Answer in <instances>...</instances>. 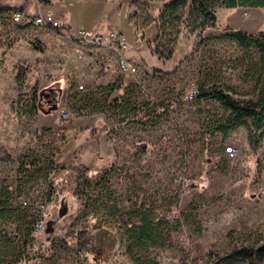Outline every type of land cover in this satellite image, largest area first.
<instances>
[{
    "label": "rangeland",
    "instance_id": "374dc122",
    "mask_svg": "<svg viewBox=\"0 0 264 264\" xmlns=\"http://www.w3.org/2000/svg\"><path fill=\"white\" fill-rule=\"evenodd\" d=\"M39 1L43 11L62 16L68 34L11 22L0 30V147L14 158L0 162V175L15 182L18 158L28 152L64 166L25 187L22 199L46 219L23 254L27 263L138 264L119 216L139 206L153 208L168 224L159 228L164 244L135 247L138 258L208 264L211 249L259 246L264 128L257 148L247 125L227 136L212 133L225 110L213 98H196L201 85L213 83L239 100L256 98L258 54L229 37L201 43L202 37L184 30L169 37L171 57L154 54L160 14L172 0ZM80 27L121 32L128 45L124 53L138 64V73H98L114 56L75 42L71 34ZM237 31H264V9L258 14L248 7H218L217 23L204 35ZM19 65L25 67L22 81ZM113 86L105 111L76 109L78 96L95 93L102 100ZM35 92L37 112L31 110ZM64 110L69 116L61 115ZM231 145L236 152L227 155ZM71 166L88 174L114 166L115 173L108 189L94 184L79 199L72 194L79 173Z\"/></svg>",
    "mask_w": 264,
    "mask_h": 264
},
{
    "label": "trees",
    "instance_id": "16d2710c",
    "mask_svg": "<svg viewBox=\"0 0 264 264\" xmlns=\"http://www.w3.org/2000/svg\"><path fill=\"white\" fill-rule=\"evenodd\" d=\"M218 7H264V0H172L162 8L159 17L158 47L153 50V53L162 57H171L173 49L170 46L169 37L182 30L202 37L201 43L209 39L229 37L243 49L250 51V54L253 51L256 52L259 56L258 62L254 65L258 82L256 98L239 100L216 83L201 85L196 93V98H213L221 103L225 110L224 115L213 123L212 133L221 132L227 136L238 126L247 125L250 143L254 148H257L259 145L257 135L264 128V31L256 33L237 31L222 35H204L208 28L214 27L217 23ZM8 8L10 7L0 6V12ZM24 77L25 67L19 65L17 79L22 81ZM116 88L113 86L107 92L106 98L102 100H98L95 93L80 95L75 107L78 111L85 110L89 113L105 111L108 108V98ZM113 102L117 106H121L117 97L113 99ZM32 106L31 110L37 112L39 107L37 92L33 94ZM10 161H14L13 156L5 147H0V162ZM60 168H64V166H60L55 160L28 152L18 158L15 182L10 183L0 175V264H17L18 260L24 256L26 249L35 243L33 235L35 224L42 216L27 203H23L26 201L22 199L26 193V185L40 179L46 180L51 170ZM71 168L79 173L78 185L72 193L79 199L88 196L87 191L94 184L102 183L104 188L108 189L111 185V177L115 173L114 166L93 174L81 173L76 166H71ZM51 187L53 195L56 186L52 184ZM119 217L126 228L130 241L127 245L128 252L134 260L138 264H159L156 260L138 258L134 251L135 247L141 249L149 245H163L159 228L168 224V221L163 217H155L153 208H145V206L125 210ZM9 227L14 228L15 234L9 233L7 230ZM209 254L208 264H236L247 260H250L251 264H260L264 259V240L259 246L235 247L224 252L211 249Z\"/></svg>",
    "mask_w": 264,
    "mask_h": 264
},
{
    "label": "built area",
    "instance_id": "2783aa9c",
    "mask_svg": "<svg viewBox=\"0 0 264 264\" xmlns=\"http://www.w3.org/2000/svg\"><path fill=\"white\" fill-rule=\"evenodd\" d=\"M6 22H11L14 25L21 27H35V28H51L60 34H68L67 24L60 15L55 14L51 10L38 11L31 13L21 7H10L7 10L0 12V30L5 28ZM72 38L80 45H93L101 49L110 51L113 54V60L103 62L97 68L98 73L113 74L115 71H120L130 75L138 73L139 66L125 55L128 45L125 37L121 32L110 30L107 34L101 32H94L84 27H80L73 31ZM84 86L81 85L80 88ZM64 117L69 116V112L64 110L61 112ZM236 147L234 145L225 148L227 155H234ZM24 204L27 202L24 201ZM46 219L41 218L35 224L36 230H42L45 226ZM17 264H28L26 258L23 256Z\"/></svg>",
    "mask_w": 264,
    "mask_h": 264
},
{
    "label": "crops",
    "instance_id": "0c3cea01",
    "mask_svg": "<svg viewBox=\"0 0 264 264\" xmlns=\"http://www.w3.org/2000/svg\"><path fill=\"white\" fill-rule=\"evenodd\" d=\"M0 6L21 7L28 10L31 13H36L38 11L44 12L43 11L44 4L41 3L39 0H0ZM248 8L249 10L251 9V11H254L258 14L262 12V10L264 9V7H248Z\"/></svg>",
    "mask_w": 264,
    "mask_h": 264
}]
</instances>
